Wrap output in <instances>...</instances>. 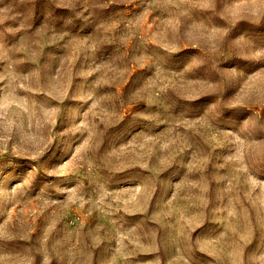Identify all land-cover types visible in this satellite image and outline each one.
<instances>
[{"label": "rangeland", "instance_id": "1", "mask_svg": "<svg viewBox=\"0 0 264 264\" xmlns=\"http://www.w3.org/2000/svg\"><path fill=\"white\" fill-rule=\"evenodd\" d=\"M0 264H264V0H0Z\"/></svg>", "mask_w": 264, "mask_h": 264}]
</instances>
